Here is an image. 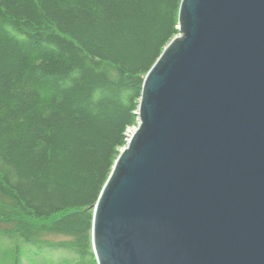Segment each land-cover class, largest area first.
Masks as SVG:
<instances>
[{
	"label": "water",
	"instance_id": "95a60500",
	"mask_svg": "<svg viewBox=\"0 0 264 264\" xmlns=\"http://www.w3.org/2000/svg\"><path fill=\"white\" fill-rule=\"evenodd\" d=\"M93 206L97 264H264V0H182Z\"/></svg>",
	"mask_w": 264,
	"mask_h": 264
},
{
	"label": "trees",
	"instance_id": "16d2710c",
	"mask_svg": "<svg viewBox=\"0 0 264 264\" xmlns=\"http://www.w3.org/2000/svg\"><path fill=\"white\" fill-rule=\"evenodd\" d=\"M181 1L0 0V264L94 255L93 206Z\"/></svg>",
	"mask_w": 264,
	"mask_h": 264
},
{
	"label": "rangeland",
	"instance_id": "374dc122",
	"mask_svg": "<svg viewBox=\"0 0 264 264\" xmlns=\"http://www.w3.org/2000/svg\"><path fill=\"white\" fill-rule=\"evenodd\" d=\"M138 124V123H137ZM137 127V125H134V126H132V127H130L129 129H128V131H127V137H129V135L135 130V128ZM6 242H7V240H4V238H1L0 239V248H5V246L6 245H4V244H6ZM8 243V242H7ZM12 245V242H10L9 243V245ZM4 245V246H3ZM2 246V247H1ZM50 252L52 253V250H50ZM25 253V252H24ZM73 254H75L74 252H72ZM68 255L67 256V258H69V259H67L68 260V263L67 264H97V260H96V257H95V255H87V256H85V257H83V258H78V259H76L77 258V255H75L74 257H72V254L71 253H68L67 251H63V252H56V253H54L53 255H54V257L53 258H56L57 259V263H53V262H50L49 264H62V262H60L61 261V259L63 258V256L64 255ZM70 256L72 257V258H70ZM24 257H25V259H23L24 260V262H25V264H35L34 262H33V260H30L29 258V254L28 253H25L24 254ZM59 258H61V259H59ZM63 260V259H62ZM1 262V261H0ZM4 263H5V261H4Z\"/></svg>",
	"mask_w": 264,
	"mask_h": 264
},
{
	"label": "built area",
	"instance_id": "2783aa9c",
	"mask_svg": "<svg viewBox=\"0 0 264 264\" xmlns=\"http://www.w3.org/2000/svg\"><path fill=\"white\" fill-rule=\"evenodd\" d=\"M135 129H136V128H135ZM131 134H132V133H131ZM131 134H130V135H131ZM130 135H129V137H130ZM129 137H127V140L129 139Z\"/></svg>",
	"mask_w": 264,
	"mask_h": 264
}]
</instances>
